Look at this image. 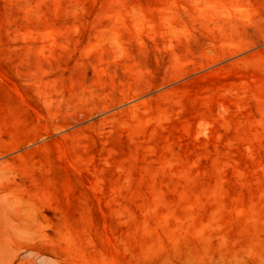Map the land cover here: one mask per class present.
<instances>
[{
    "label": "rangeland",
    "instance_id": "obj_1",
    "mask_svg": "<svg viewBox=\"0 0 264 264\" xmlns=\"http://www.w3.org/2000/svg\"><path fill=\"white\" fill-rule=\"evenodd\" d=\"M0 264H264V0H0Z\"/></svg>",
    "mask_w": 264,
    "mask_h": 264
}]
</instances>
